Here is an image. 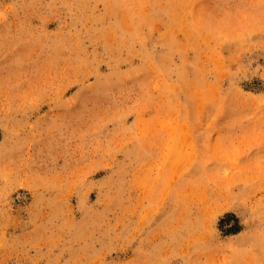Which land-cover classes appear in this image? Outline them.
<instances>
[{
  "label": "rangeland",
  "instance_id": "rangeland-1",
  "mask_svg": "<svg viewBox=\"0 0 264 264\" xmlns=\"http://www.w3.org/2000/svg\"><path fill=\"white\" fill-rule=\"evenodd\" d=\"M0 264H264V0H0Z\"/></svg>",
  "mask_w": 264,
  "mask_h": 264
}]
</instances>
